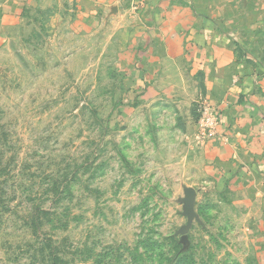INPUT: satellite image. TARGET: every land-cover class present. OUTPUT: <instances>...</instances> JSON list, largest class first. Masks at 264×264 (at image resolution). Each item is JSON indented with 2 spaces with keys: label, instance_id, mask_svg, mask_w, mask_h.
Listing matches in <instances>:
<instances>
[{
  "label": "rangeland",
  "instance_id": "374dc122",
  "mask_svg": "<svg viewBox=\"0 0 264 264\" xmlns=\"http://www.w3.org/2000/svg\"><path fill=\"white\" fill-rule=\"evenodd\" d=\"M188 1L163 19L214 17L264 115V0ZM133 2L0 0V264H264V156L243 188L207 170L205 64Z\"/></svg>",
  "mask_w": 264,
  "mask_h": 264
},
{
  "label": "crops",
  "instance_id": "0c3cea01",
  "mask_svg": "<svg viewBox=\"0 0 264 264\" xmlns=\"http://www.w3.org/2000/svg\"><path fill=\"white\" fill-rule=\"evenodd\" d=\"M172 1L134 0L133 3L134 8H138L136 11L146 19V28L158 33L156 38L148 39L147 45L165 48L161 49L164 52L171 47L177 52L182 46L191 50L193 48L191 53H194L196 61L205 64L210 80L209 89L216 96L209 99L220 105L221 122L218 128L219 137L203 143V155L208 159L207 170L220 174L221 181L243 188V183L250 177V168L243 167V159L252 157L260 160L264 156V115L258 109V104L255 105L257 99L248 94L249 84L256 81L252 76L254 73L245 60L235 56L233 49L219 33L214 17H209L210 20L201 29L202 35L199 37L196 36L199 25L175 20V16L168 17L165 21L164 16L174 14H165V9L171 6ZM192 1L187 2L188 10L183 11L184 15H188L191 8H195L196 0L194 4ZM0 15L6 20L10 14L0 8ZM11 17L16 19V16ZM177 52L172 56L176 58L181 54Z\"/></svg>",
  "mask_w": 264,
  "mask_h": 264
},
{
  "label": "built area",
  "instance_id": "2783aa9c",
  "mask_svg": "<svg viewBox=\"0 0 264 264\" xmlns=\"http://www.w3.org/2000/svg\"><path fill=\"white\" fill-rule=\"evenodd\" d=\"M219 113H217L211 106L204 107L199 121L200 136L203 140L212 139L215 137L216 129L219 126Z\"/></svg>",
  "mask_w": 264,
  "mask_h": 264
},
{
  "label": "water",
  "instance_id": "95a60500",
  "mask_svg": "<svg viewBox=\"0 0 264 264\" xmlns=\"http://www.w3.org/2000/svg\"><path fill=\"white\" fill-rule=\"evenodd\" d=\"M194 196H195V190L193 189H188L186 191V204H187V209L193 213V201H194Z\"/></svg>",
  "mask_w": 264,
  "mask_h": 264
}]
</instances>
